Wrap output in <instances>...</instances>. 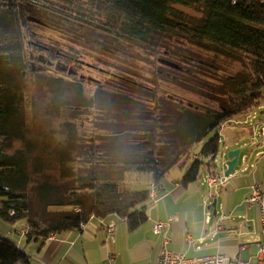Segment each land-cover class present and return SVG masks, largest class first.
<instances>
[{
    "label": "trees",
    "instance_id": "obj_1",
    "mask_svg": "<svg viewBox=\"0 0 264 264\" xmlns=\"http://www.w3.org/2000/svg\"><path fill=\"white\" fill-rule=\"evenodd\" d=\"M185 9H193L199 16ZM33 25L54 30L61 38L50 45L42 43L32 31ZM59 25L64 28L57 29ZM159 35L189 40L200 50L241 63L236 74L223 75L224 81H216L217 86L208 90L219 107L192 110L189 105L184 123L174 131L187 139V147L171 156L163 141L165 118L157 97L156 106L145 116L147 127L135 144L138 156L120 160L91 140L86 152L78 155L77 174L62 198L54 199L53 193H59L54 185H39L40 201L55 216L33 211L29 189L40 165L35 170L31 167L35 158L33 143L26 140L24 111L31 58L44 59V48L77 56L73 41L90 46L87 56H92L89 49L115 53L125 44L149 45ZM216 70L211 68V72ZM261 106L264 0H0V220L10 226L26 220L31 228L27 237L39 250L50 236L82 232L81 224L88 225L92 219H120L128 232H135L147 223V210L153 202L149 190L129 185V175L149 176L161 188L170 171L187 159L193 163L182 180L184 188L200 181L205 173L215 174L213 157L221 153V127L243 121ZM64 161L61 158V166ZM0 264L31 261L24 248L0 233Z\"/></svg>",
    "mask_w": 264,
    "mask_h": 264
},
{
    "label": "rangeland",
    "instance_id": "obj_2",
    "mask_svg": "<svg viewBox=\"0 0 264 264\" xmlns=\"http://www.w3.org/2000/svg\"><path fill=\"white\" fill-rule=\"evenodd\" d=\"M185 10L195 17L199 16L193 9ZM63 28L62 25L57 27V29ZM32 31L40 36L39 40L42 43L48 45L57 42L58 37L61 38L54 30L38 25H33ZM49 38L55 41H50ZM61 43L64 44L63 41ZM78 44L85 50L86 47L90 48L83 42ZM103 44L100 42V45ZM125 45L118 50L120 54L111 53L110 50L92 52L89 49L88 52L92 56L84 58L98 68L124 78V81L95 72L92 76L101 81L100 86L89 82L81 83L78 79L57 73L54 67L44 68L40 74L29 73L27 77L24 105L26 140L33 143L32 154L35 162L31 166L32 169L35 170L36 165H40L36 180L29 189V197L33 211L39 212L42 216L50 217L55 214L52 210L48 211L40 201L39 185L44 182L54 185L59 190L58 194L53 193L54 199L62 198L61 194L70 187L72 178L77 174V157L86 152L91 140H95L105 153L120 160L139 155L135 144L139 140L141 131L147 127L144 119L147 112L156 106L157 97L162 116L165 118L162 124L167 153L171 156L180 154L187 147V139L178 137L179 134L176 136L174 131L177 125L181 126L184 123L186 113L191 110L189 105L192 106V110L194 107L205 108V106L218 108L219 103L214 101L216 98L212 97L208 90L212 91L211 88L217 86L216 81L219 83L224 81L223 75L236 74L241 69L240 62L200 50L193 42L183 38L159 35L149 45L141 47ZM34 47L37 49L35 52L39 54L40 49ZM51 48L57 49V47ZM49 57L56 65V58L51 55ZM161 59L177 64L180 69L160 64ZM200 63H203L202 67ZM211 68L217 69L216 72H211ZM195 78L199 81H195ZM138 85L145 86L146 89L142 90ZM219 88L216 90L219 91ZM171 98L181 99L182 103L173 102ZM81 107L83 110L77 111V108L81 109ZM246 126L256 130V136L262 139L259 121ZM252 141L253 139H248V143ZM201 144L204 145L205 141ZM201 146L196 151H199ZM106 147L111 149L108 150ZM246 152L249 150L244 153ZM61 158L65 160L64 166H61ZM185 163L192 165L193 161L188 160ZM219 168H224L221 161ZM135 175L138 174L129 175L131 186L134 182L132 177ZM142 186L146 185L141 184L133 188L138 189ZM210 214L214 219L213 213ZM204 216H207V212H204ZM115 220L118 226H124L120 219ZM26 223V220H21L15 226L22 228ZM91 227H93L92 233H95L94 222ZM64 233L79 234L77 231ZM100 233L97 234L98 242ZM14 235L17 236L16 233ZM14 235L12 237H15ZM27 243L28 238L25 237L21 244L22 248L28 249ZM30 245L33 247L36 243L31 242ZM257 255L258 252L256 254L258 260ZM30 261L33 264L32 257ZM96 263L101 264L99 253L94 248H88L87 253H73L65 262V264Z\"/></svg>",
    "mask_w": 264,
    "mask_h": 264
},
{
    "label": "crops",
    "instance_id": "obj_3",
    "mask_svg": "<svg viewBox=\"0 0 264 264\" xmlns=\"http://www.w3.org/2000/svg\"><path fill=\"white\" fill-rule=\"evenodd\" d=\"M256 133L253 128L239 122L224 125L219 131L220 155L250 144L248 139ZM255 138L259 149L250 156L248 163L254 164V168L242 172L240 163L236 167L238 172L232 173L221 188L213 190L212 195L223 212L219 210V215L214 219L211 217L209 223L207 216H204L202 203L211 194L210 189L200 181L184 188L182 180L191 166L184 162L185 165L183 163L173 168L166 176L158 201L147 210V223L137 231L130 233L125 225L117 226L115 239L111 240L103 227L104 222L93 219L86 230L77 231L78 235L61 233L53 238L49 237L40 250L37 244L32 247L31 242H35L25 236L28 238V249H24L33 258V264H65L73 253H87L88 248L98 251L101 264H156L164 234L156 235L154 227L158 222H167L174 218L172 230L169 232L171 242L168 249L171 252L191 258L221 254L226 259L225 264H239V259L246 264H258L256 254L259 250L258 239L261 231L260 214L258 209L250 208L245 203L253 185H258L264 190V137ZM245 154L249 155V152ZM223 161L227 159L224 158ZM217 171L222 174L225 168H219ZM132 178L133 187L145 184L146 186L142 187L149 190L153 185L149 176L135 175ZM221 214L229 218L222 221L221 228L218 229L217 223ZM93 222L96 224L95 233H92ZM15 225L13 226L16 228ZM27 226L26 223L22 228L14 229L0 220V233L22 247L25 237H21L20 233ZM85 231L88 233H84ZM101 231L103 232L100 233ZM13 235L15 237H12ZM112 256L114 260L110 259Z\"/></svg>",
    "mask_w": 264,
    "mask_h": 264
},
{
    "label": "built area",
    "instance_id": "obj_4",
    "mask_svg": "<svg viewBox=\"0 0 264 264\" xmlns=\"http://www.w3.org/2000/svg\"><path fill=\"white\" fill-rule=\"evenodd\" d=\"M255 121H259L260 124V136L264 137V106L259 107L257 110L249 112L246 115V118L243 121H232L234 123H241L243 125L252 124ZM226 125V124H225ZM255 135V134H254ZM256 136V135H255ZM226 158V154H218L213 157V163L214 166L219 164V161L221 158ZM224 160V159H222ZM226 162V161H225ZM249 159L246 155H243L241 158V171L246 172L249 169L254 168V164H248ZM226 169V163L223 165ZM216 171L218 168H215ZM237 169V168H236ZM240 171V170H239ZM238 171L236 170L235 173ZM228 177H225L222 174H220L218 171L215 174L209 173L204 174L200 180L201 183L207 185L210 189L211 194L207 196V198L204 200L203 207L205 212H207V223L210 222L212 208L209 209L211 206L214 195H212L213 190L217 188H221V186L225 185ZM150 197L153 203H156L160 197L161 189L156 185H151L150 189ZM245 203L250 208H256L259 211L260 214V222H261V231L259 234V251H258V264H264V190H262L258 185H253L250 188V194L245 199ZM219 210H222V207L220 205H217V215H219ZM79 211V210H77ZM229 217L226 215H222L217 223L218 229L221 228V222L228 219ZM93 220V219H92ZM174 218H170L167 222H158L154 227V233L156 235H162L163 240L162 244L157 256L156 264H225V257L221 254H215L210 256H202L198 258H191L184 254H176L171 252L168 249V245L171 242V238L169 236V232L172 230V224H173ZM104 222V229L107 232L108 239L114 240L115 239V233L117 230V223L114 218H111L109 220H102ZM87 227V224L83 223L81 224V229H85ZM31 232V228L27 226L21 233L20 236H26ZM54 235L50 236V238H53ZM110 259L114 260V257H110ZM239 264H246L241 259H239Z\"/></svg>",
    "mask_w": 264,
    "mask_h": 264
},
{
    "label": "flooded vegetation",
    "instance_id": "obj_5",
    "mask_svg": "<svg viewBox=\"0 0 264 264\" xmlns=\"http://www.w3.org/2000/svg\"><path fill=\"white\" fill-rule=\"evenodd\" d=\"M74 48L77 50L76 55L77 56H70L66 53L57 52L54 53L49 48H44V52L47 53V56H45L44 59H35L31 58V68H33L35 73H41V70L44 71V68H55L56 72L61 75H67L68 77H72L73 79H78L81 83L89 82L92 84H95L97 86L101 85V81L95 79L92 75L95 72H99L106 77L114 78L118 81H124V78L111 73L108 70L98 68L97 66L93 65L92 63L86 61L84 59L85 57H90L86 55V50L84 47H81L78 43L79 41H73ZM81 47V49H79ZM54 56L56 58V65L54 63V60H52L49 56ZM37 64L39 66H37ZM180 68V67H179ZM32 73V72H31ZM139 86V85H138ZM142 90H145V86H139ZM83 107L77 108V111H82Z\"/></svg>",
    "mask_w": 264,
    "mask_h": 264
},
{
    "label": "water",
    "instance_id": "obj_6",
    "mask_svg": "<svg viewBox=\"0 0 264 264\" xmlns=\"http://www.w3.org/2000/svg\"><path fill=\"white\" fill-rule=\"evenodd\" d=\"M159 63L162 64V65H165V66H168L170 68H173V69H177L179 70V66L171 61H168V60H159ZM35 70L33 68H31V72H34ZM253 139L252 145H249V144H246L244 145L243 147H240L238 149H235V150H231L229 151L227 154H226V158L228 161L225 162L223 161L222 159H220V161L222 162V166L224 165V163H226V166H227V169L224 173L225 177H229L232 173H234L236 171V167L239 166V164L241 163V158L243 155H246L248 157V159L250 158V156L257 150L259 149V144L257 143V140L255 138V135L252 134V138L251 140ZM246 150H249V155L248 154H245L244 152ZM216 167L218 168V165H216ZM219 172V171H218ZM220 173V172H219ZM217 205H218V201L217 199L214 198L211 206L209 207V209L212 208V213L213 215L216 217L217 216Z\"/></svg>",
    "mask_w": 264,
    "mask_h": 264
}]
</instances>
